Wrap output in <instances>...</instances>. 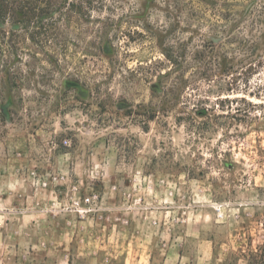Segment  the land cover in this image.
<instances>
[{"label":"rangeland","instance_id":"obj_1","mask_svg":"<svg viewBox=\"0 0 264 264\" xmlns=\"http://www.w3.org/2000/svg\"><path fill=\"white\" fill-rule=\"evenodd\" d=\"M58 33L0 50V264H246L264 245V0H108Z\"/></svg>","mask_w":264,"mask_h":264},{"label":"trees","instance_id":"obj_2","mask_svg":"<svg viewBox=\"0 0 264 264\" xmlns=\"http://www.w3.org/2000/svg\"><path fill=\"white\" fill-rule=\"evenodd\" d=\"M0 0V50L8 54L10 50L27 49L30 41L38 48L47 49L59 37L58 26L62 19L79 20L90 18L95 11L103 9L108 0ZM10 55V54H8ZM260 63V62H259ZM171 74H160V82L154 86L158 92L162 80ZM14 72L8 67L0 69V114L6 116L5 98L13 86ZM165 93V92H164ZM167 94V93H165ZM244 256V255H243ZM246 264H264V245L250 249L244 256Z\"/></svg>","mask_w":264,"mask_h":264},{"label":"built area","instance_id":"obj_3","mask_svg":"<svg viewBox=\"0 0 264 264\" xmlns=\"http://www.w3.org/2000/svg\"><path fill=\"white\" fill-rule=\"evenodd\" d=\"M99 201V195L89 194L76 202L77 211L83 216L87 213H91L95 210L96 202Z\"/></svg>","mask_w":264,"mask_h":264},{"label":"crops","instance_id":"obj_4","mask_svg":"<svg viewBox=\"0 0 264 264\" xmlns=\"http://www.w3.org/2000/svg\"><path fill=\"white\" fill-rule=\"evenodd\" d=\"M140 262H141V260L137 261V263H135V264H140ZM178 262H179V261H178ZM178 262H176V264H179ZM141 264H152V260L150 259V260H148V261H144V262H142Z\"/></svg>","mask_w":264,"mask_h":264}]
</instances>
